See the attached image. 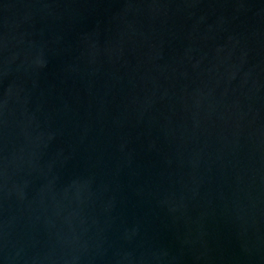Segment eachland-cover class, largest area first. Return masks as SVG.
Here are the masks:
<instances>
[{"label": "water", "instance_id": "1", "mask_svg": "<svg viewBox=\"0 0 264 264\" xmlns=\"http://www.w3.org/2000/svg\"><path fill=\"white\" fill-rule=\"evenodd\" d=\"M0 264H264V0H0Z\"/></svg>", "mask_w": 264, "mask_h": 264}]
</instances>
